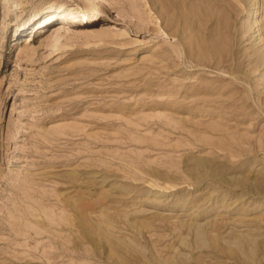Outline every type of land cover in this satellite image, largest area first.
Here are the masks:
<instances>
[{
  "label": "rangeland",
  "instance_id": "obj_1",
  "mask_svg": "<svg viewBox=\"0 0 264 264\" xmlns=\"http://www.w3.org/2000/svg\"><path fill=\"white\" fill-rule=\"evenodd\" d=\"M46 1L0 0V264H264V0Z\"/></svg>",
  "mask_w": 264,
  "mask_h": 264
},
{
  "label": "bare ground",
  "instance_id": "obj_2",
  "mask_svg": "<svg viewBox=\"0 0 264 264\" xmlns=\"http://www.w3.org/2000/svg\"><path fill=\"white\" fill-rule=\"evenodd\" d=\"M73 1L74 0H65L64 4H69V3L73 2ZM56 4H57V0H48V1H46V9H44L43 11L47 12V11L54 10ZM44 7H45V5L44 6H40V7H34L33 9H39V8L43 9ZM258 17H259V10H258V3H257L256 7L252 11V18L251 19H254V18L257 19ZM185 27H186V23H185Z\"/></svg>",
  "mask_w": 264,
  "mask_h": 264
}]
</instances>
